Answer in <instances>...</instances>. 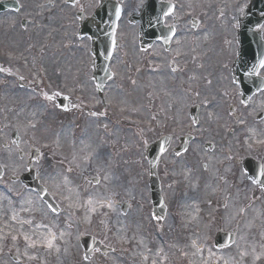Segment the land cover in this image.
<instances>
[{
  "label": "rangeland",
  "instance_id": "rangeland-1",
  "mask_svg": "<svg viewBox=\"0 0 264 264\" xmlns=\"http://www.w3.org/2000/svg\"><path fill=\"white\" fill-rule=\"evenodd\" d=\"M61 1L58 5L55 1L53 14L48 17L50 24L42 22L45 14L37 13L35 24L27 31L19 29L20 35L13 45L3 40L0 47V52L10 49L14 53L11 62L0 60L2 91L7 97L12 90L14 96L12 102L5 101L0 110V147L3 142L13 143L12 149L0 157L4 159L5 171V176L0 178V230L3 229V233L0 232V264H145L156 257L159 264H166L165 259L169 256L178 262L181 259L180 264H191L193 242L198 240L196 250L206 246L203 217L208 200L204 193L205 181L200 184L201 196L196 197L191 170L194 167L201 170L202 165L217 158L222 150L234 151L238 145L244 146V143L264 136V122L256 124L254 121L256 114L264 109V94L256 96L251 108L243 112L231 75L237 12L248 0H190L186 3V9L203 19L199 31L194 34L191 22L182 19L179 11V41L173 52L165 53L157 45L147 52L159 57L156 62L150 59L158 67L155 71L150 70L147 56L144 63L149 69L143 66L139 46L134 44L135 31L122 20L118 40L124 47L118 49L117 59L121 74L109 88L107 94L112 109L106 110L99 105L90 78V43L78 37V7L60 6ZM143 1L124 5L132 12L134 6ZM179 1V5L184 3V0ZM6 20L8 17L1 19L0 28ZM202 23L207 32L200 30ZM47 33L51 34L48 36ZM196 37L201 43L195 51L191 43ZM9 69L15 78L4 73ZM19 82L26 85L24 89L19 88ZM57 92L73 100L74 112L66 114L55 98H44V94L58 97ZM213 103L216 105L211 108ZM195 105L202 110L203 131L200 132L205 140L191 143L186 155L177 157L172 151L178 146L179 137L196 131L190 117V109ZM227 106L236 109L235 117L227 115ZM122 116L144 125L151 123L152 127L143 131L144 127L128 126ZM243 121L248 137L239 144L243 134L239 124ZM231 127L235 130L228 136L226 129ZM83 129L86 135L80 141L78 136ZM14 131L19 135L18 144L11 139ZM168 131L176 134L171 148L161 159L159 171L164 172L167 167L177 180L181 179L176 185L168 182L172 186L167 190L169 195L183 192L180 209L184 218L180 221L186 225L182 235L170 238L169 250L170 239L162 235L157 237L152 219L146 217L151 203L148 163L144 156L145 147ZM14 149L18 151L14 152ZM36 151L39 159L32 161L33 169L60 203L59 215L52 214L36 194H25L22 186L12 180L27 172V165ZM87 153L93 156L90 163L78 159L79 167L70 164L74 154L83 157ZM169 165L176 166L174 172L169 170ZM69 167L73 168L72 172L67 171ZM81 173L89 178L97 175L100 183L93 185L81 177ZM65 176L70 181L69 187L80 193L78 207L68 206L70 201L66 197L69 194L62 183ZM90 194L112 201L117 198L118 202L130 200L132 218L123 215L115 203L111 210L101 208L95 213L87 212L84 201ZM10 195L18 201H12ZM72 199L74 201L75 197ZM194 205L196 209H193ZM198 211H201L200 216ZM13 216H16L15 220ZM28 219L33 221L31 225L22 223ZM41 222L58 237L64 233L63 239L58 238L52 248L43 243L47 229L35 227ZM26 227L27 233H24L22 229ZM25 235L30 237L29 241H25ZM84 235L101 239L115 252L97 255L93 262L85 261L80 243ZM8 253L14 254L19 263H14Z\"/></svg>",
  "mask_w": 264,
  "mask_h": 264
},
{
  "label": "flooded vegetation",
  "instance_id": "flooded-vegetation-1",
  "mask_svg": "<svg viewBox=\"0 0 264 264\" xmlns=\"http://www.w3.org/2000/svg\"><path fill=\"white\" fill-rule=\"evenodd\" d=\"M55 1L58 5L60 0H0V22L1 19L4 20V18L8 17V20L5 22L6 25L4 24L5 26L3 25V27L0 28V47L2 46L1 43L3 40H7L9 45H13L16 38L20 35L19 29L27 31L29 27L35 24V15L37 13L45 14V17L42 18V22L50 24L48 17L53 14L52 8L55 6ZM131 1L135 2L137 0ZM61 4L62 2H60V6ZM99 4L100 0H76L74 5L78 7V13H84L86 16H90L97 11ZM245 6L238 8V20L243 16ZM185 7L186 6L183 5L180 9L181 18L189 20L192 23V27L198 29L200 20L202 21L203 19L191 16V10ZM237 25L238 22L236 23L235 34L238 29ZM137 33L138 29L135 30V34ZM47 34L49 36L51 33ZM262 35L264 38V27ZM136 41L137 38L134 44ZM199 43L201 42L198 41L196 44L191 45L193 50L196 51L198 49ZM155 45L160 46L164 51L162 43L156 42L150 49L140 50L138 52L142 57L143 66L146 69H149V66H145L144 60L146 56L148 57L150 70L152 71L157 70L158 67L156 63H152L150 59L156 62L159 60V57L156 54L147 52ZM121 47H124V45L122 44ZM237 47L238 45L236 44V48ZM13 54L14 53H12L10 49H2L0 52V60L9 61V58L12 57ZM118 57L119 54H116L111 61V67L115 74H121L119 69H117ZM88 68L92 74V64H90ZM4 73L12 75L10 69L7 72L4 71ZM262 75L264 77V68L262 70ZM3 83L2 81L0 84V110L5 106V101L11 103L14 99L12 90H10L9 96L6 97L7 93L2 91ZM92 85L94 91L97 93L94 82ZM239 98L242 100V95L240 93ZM215 105L216 103H214L211 108ZM257 121H259V119H257ZM202 125L199 131L202 130ZM239 129L243 131V127H239ZM1 130H3V127ZM234 130L235 127L228 133V136H232ZM227 131L228 129H226V132ZM243 138L244 135L242 134L239 137V144L243 142ZM203 140H205L204 137L201 141ZM207 145L209 144L207 143L206 146ZM250 145L251 149H248L244 143V146L238 145L234 151L222 150L218 152L217 158L209 160L210 165L209 163L202 165L201 170H198L197 167L191 170V177L197 190L196 197L201 196L200 184L203 181L206 182L204 193L208 196L203 217L204 231L207 238L206 246L203 245L199 247V249H201L199 252L191 246V264H225L226 260L229 261L230 264H264V186L252 183L254 179L257 181H264V175H261V172L264 171V136L254 138L250 141ZM248 161H250V164H248ZM175 168L176 166L169 165V170L172 172L175 171ZM164 169V172H159V177L161 182L165 185L163 192L171 204L168 203L169 215L164 220L157 221V223L163 225L160 231L167 237L178 238L184 231L177 220L178 209L176 205L182 202L180 198L183 192L176 191L175 194L169 195L167 188L172 186V184L168 182L171 181V183L176 185L178 181L181 182V179L177 180L174 173L167 171V167H164ZM165 182H167V184ZM225 204H227V207H225ZM196 208V205H194L193 209ZM241 208L245 209V212H239ZM131 210L132 206L130 203L129 217L132 218ZM197 215L200 216L201 211H198ZM168 218L169 220L167 222ZM166 223L170 225L167 227L164 225ZM26 230L27 227L22 229V231H25L24 233H27ZM6 232L10 233V231ZM219 234H231L234 237V243L230 247H217L216 238ZM192 242L193 240H191V243ZM196 243H198V240H196ZM196 247H198V245H196ZM169 249H171V247H168L167 250ZM241 252L246 253V255L241 257ZM257 257H259V259H257ZM165 260L166 264H175V262L178 261H175L173 256L166 257ZM149 262L151 264H153V262H155V264L160 263L157 257L156 260Z\"/></svg>",
  "mask_w": 264,
  "mask_h": 264
},
{
  "label": "snow or ice",
  "instance_id": "snow-or-ice-1",
  "mask_svg": "<svg viewBox=\"0 0 264 264\" xmlns=\"http://www.w3.org/2000/svg\"><path fill=\"white\" fill-rule=\"evenodd\" d=\"M119 12L120 10L118 9L117 10V15H119ZM167 14V13H166ZM260 68H264V59H261L259 61V65H258ZM0 71H3V69H0ZM259 73L257 72V66L256 65H253L252 66V70L251 72L249 73V75H258ZM21 80H23L24 78L23 77H20ZM56 96H60V93L57 92L56 93ZM44 98L46 100H53L54 97L52 96H49L47 94H44ZM243 103V101H241ZM93 116L97 115V113H92ZM31 127L35 128V124H32ZM82 160L83 163L85 164H88L92 161L93 159V156L91 153H87L85 154L83 157H77L75 154L73 156V160L70 161V164H75L77 167H79L80 165L77 163V160ZM68 172H72L73 171V168L72 167H69L67 169ZM261 175H264V171L261 172ZM41 177L39 175V173L37 174V180H40ZM94 180H96V183L98 184L99 183V180L97 178H93ZM62 183L63 185L65 186V189L66 191L68 192V196L66 197V199H69L70 203H69V207H78L80 206V193L78 191H76V189L74 187H69V184H70V181L68 180L67 176H65L62 180ZM253 184H261L262 186H264V181H257V180H253L252 181ZM59 186V185H57ZM41 194H43L44 197H50L52 194L49 193L47 191L46 188L44 187H41V191L40 192H37L36 195L37 196H41ZM73 197H75V200L73 201ZM54 200V198H53ZM29 204H31L32 202L31 201H28ZM45 204H46V208L54 215H59V212H60V209L59 207L54 203V202H50V201H45ZM84 207L86 208V211L87 212H90V213H95L97 212L98 209H101V208H108V209H113L114 208V202L109 199V198H105V197H96L95 195H89V197L87 198L86 201H84ZM225 207H227V204H225ZM239 212L243 213L245 212V209L241 208L239 209ZM154 218L155 219H163L162 216H157V215H154ZM16 219V216H13V220ZM22 223L24 224H29L31 225L33 223V221L31 219H28V220H23ZM35 227L37 229H47V235H44L43 236V243L46 244V246L48 248H52L55 246V242L56 240L59 238V239H63L64 237V233L61 232L59 234V237L57 236V233L55 231H53L47 224H44V223H37L35 225ZM13 239H15V237H13ZM24 239L25 241H29L30 240V237L28 235H25L24 236ZM234 243V237L229 234V237H228V240L227 242L225 243L224 247H230L232 244ZM29 246H34L32 244H30ZM193 247H196V242L194 241L193 242ZM201 251V249L197 248V252ZM241 257H243L244 255H246V253H243L241 252ZM84 259H88L87 256L84 257ZM145 259H147V257H145ZM222 259V257H221ZM257 259H259V257H257ZM153 264H155V262H153ZM225 264H230L229 261H225Z\"/></svg>",
  "mask_w": 264,
  "mask_h": 264
},
{
  "label": "water",
  "instance_id": "water-1",
  "mask_svg": "<svg viewBox=\"0 0 264 264\" xmlns=\"http://www.w3.org/2000/svg\"><path fill=\"white\" fill-rule=\"evenodd\" d=\"M120 10V9H119ZM120 14H121V10H120V12H119V15H117V12H116V16H115V19H114V21H113V24L111 25V26H109L107 29L109 30V35H108V38H109V41H112L113 42V40H114V37H115V30H116V28H117V21H118V19H119V17H120ZM89 23H90V25H91V21H89ZM143 29L144 30H147V32H148V30H150V27H148L147 25H145L144 27H143ZM89 34L91 35V36H93L92 35V32H89ZM147 34V33H146ZM150 36H152V35H150ZM58 103H59V105L61 106V107H63V108H65L66 107V103H68V102H65L64 101V99H59L58 100ZM166 146L167 145H165V142H159V143H157V144H155L151 149V151H152V153L149 155V160L151 161V168H152V174L154 175V171H155V168H156V166H157V162H158V159H159V157H160V155H161V153L166 149ZM35 188H38V186H36ZM155 188H157V185H155ZM49 200V199H48ZM83 244H84V246L86 247V250H87V254H86V256H88L89 254H90V250L92 249V248H94V247H99V248H102L101 247V244L98 242V241H96V240H94V239H92V238H90V237H85L84 239H83ZM103 249V248H102Z\"/></svg>",
  "mask_w": 264,
  "mask_h": 264
}]
</instances>
